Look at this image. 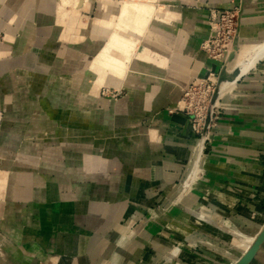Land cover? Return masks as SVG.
I'll use <instances>...</instances> for the list:
<instances>
[{"label":"rangeland","instance_id":"obj_1","mask_svg":"<svg viewBox=\"0 0 264 264\" xmlns=\"http://www.w3.org/2000/svg\"><path fill=\"white\" fill-rule=\"evenodd\" d=\"M105 1L67 0V3L63 0H26L21 8L9 10L11 3L0 0V237L6 238L18 254L30 253L32 264H56L60 256L37 244L36 237L48 229L43 226L48 221L41 216L37 206L46 202L37 201L30 191L44 187L47 179L53 181L46 179L48 172L51 174L54 170L52 172L65 180L66 173L71 171L72 165H76L75 162L81 165L90 155L104 154L105 142L115 139L113 134H117L121 126L119 120L107 126L106 112L110 107L120 109L119 102H124L126 98L143 95L139 88H132L133 95H129L127 80L130 77L135 81L148 79L155 73L157 61L165 62L163 56L150 55L156 52L153 47L164 51L172 49L164 41L165 35H160L159 27L166 29V32L170 29L176 31L175 24L180 21L179 9L198 11L202 0H108L115 7V16L110 28L114 39L107 40L102 35L99 37L92 31L84 30L98 27L100 5ZM245 4L246 0H237L232 8L220 10L221 13L234 9L237 19V34L225 50L219 53L213 48H206L212 27L210 35L200 45V51L216 64L217 69L190 75L179 89L176 103L164 106L160 112L161 117L162 114L164 117L183 115L188 122L187 131L195 139V146L192 158L181 169L177 181L168 191H160L154 201L146 205L141 218L148 223L156 222L159 218L164 222L168 210L176 208V242L169 241L166 221L160 237L151 234L150 243L144 245L135 264H232L245 249L240 237L250 236L260 227L258 218L240 224L231 220L239 234H230L216 224H198L196 218L192 217L187 231H184L188 221L182 218L186 212V199L199 192L203 200H196L192 210L189 209L190 213L203 212L215 223L229 220L220 217V202L215 192L206 187V181L219 182L217 174L220 165L216 168L214 162L220 159L221 125L229 115L240 116L238 110L253 107L249 98L257 99L264 95V61L259 62L247 76L239 78L232 88L220 94L226 72L250 47L264 40L243 38L240 28ZM218 12L210 9L211 20ZM53 27L57 30L54 40H49L47 31L39 32ZM29 36L33 39L26 43L24 38ZM76 36L94 37V46L86 54L90 62L81 60L76 65H64L63 62L66 63L72 54L75 55L72 61H80L86 53L80 42L71 39ZM66 37H70V40ZM184 38L189 40L190 36L187 34ZM121 42L124 43L123 47L120 46ZM26 44L27 48L21 47ZM146 45L151 47L147 55L144 53ZM101 46L108 54V66L99 61L105 55ZM100 48L101 54L93 58ZM31 53L37 54L42 72L24 65L23 59ZM142 53L144 56H141ZM188 59L194 60V57L190 55ZM119 65L124 67L122 72L112 71ZM63 68L73 69L72 72L79 69L81 72L72 73ZM113 76L115 81L107 82ZM135 81H128V84L133 85ZM136 106L133 108L136 109ZM133 110L129 108L128 112ZM152 114L149 112L141 121L130 123L131 133L121 136V140L117 136L116 140L131 138L141 141L144 135L146 141L142 142L143 146L159 148L164 144V136L157 124L159 121L152 119ZM197 142L201 144L198 146ZM60 147L64 149V155L58 152ZM104 157L93 174L105 171L106 163L112 161ZM62 162L67 163L66 167L56 171L55 167H61ZM76 167L80 169V166ZM55 174L52 177L55 178ZM22 175H30L28 183H18V178H26ZM67 184L61 186L62 192L71 189ZM182 187L183 194L170 201ZM20 189L25 192L24 197L16 196L15 191ZM215 189L220 191V187ZM75 190L78 194L81 192L78 187ZM70 194L74 193L70 191ZM70 194L73 197L71 200L76 199V195ZM31 196L34 198L27 199ZM25 206L32 210V214L24 221L14 223L9 216V207L18 211L22 209V212ZM12 230L17 232L16 239L9 235ZM49 231L56 236L55 230ZM158 239L170 250L164 252L152 244ZM26 245H32V249L26 248ZM1 262H4L3 257ZM18 262L27 264L25 260ZM254 264H264V253Z\"/></svg>","mask_w":264,"mask_h":264},{"label":"crops","instance_id":"obj_2","mask_svg":"<svg viewBox=\"0 0 264 264\" xmlns=\"http://www.w3.org/2000/svg\"><path fill=\"white\" fill-rule=\"evenodd\" d=\"M5 2L11 3L10 10L21 8L26 0ZM236 2L237 0H202L198 11L179 9L180 21L175 24L176 31L170 29L166 32V29L159 27L160 35H165L164 41L172 49L164 51L153 47L154 51L166 59L164 65L161 62L154 65L156 71L148 79L135 81L130 77V80H127L129 95H133L132 88L141 89L143 95L126 98L124 102H119L120 109L110 107V112H106L107 126L114 120L121 121L117 130L119 132L113 134L116 138L118 136L119 140L121 136L131 133L127 123L139 122L147 113H153L152 119L159 121L157 124L164 136V144L159 148L137 144L133 153L135 165L132 170L125 168L123 160L116 154L106 156L112 161L110 164L106 163L102 173L84 172L77 178L70 175L66 177L69 187L71 186L67 192L60 189L62 185H66L64 178L52 172L54 170L51 174L47 173L46 179H53L59 193L49 204L35 205L39 208L41 216L48 221L43 225L48 229L40 232L36 240L37 244L48 252H57L60 257L56 264H135L144 245L150 243L151 234L160 237L159 233L166 221L170 233L169 241L176 242V208L168 210L164 217L165 223L160 218L152 223L141 220L146 205L154 201L160 191H168L177 181L181 169L192 158L195 146V139L188 133V122L183 115L164 117L162 114L161 117L160 112L164 106L176 103L179 89L185 85L190 75L217 69L216 64L210 62L200 51L201 43L211 33L210 9H229ZM240 32L244 39L264 38V0H246ZM187 34L190 36L189 40L184 38ZM190 55L194 60L188 59ZM136 76L135 74L134 77ZM128 81L135 82L129 85ZM249 101L253 103V107L238 110L240 116L229 115L227 121L221 125L220 159L214 162L216 168L220 165L217 174L219 182L212 183L207 180L206 187L215 192L217 201L220 202V217H226L229 222L232 220L235 224L247 221L249 223L250 220L258 218L261 227L264 224V95L257 99L249 98ZM135 105L142 111L128 112V109ZM152 132L154 131L150 133ZM141 140L146 141L144 135ZM60 149L57 151L64 155V149ZM60 165L61 167H55L56 171L65 168L67 163L62 162ZM53 173L55 178L52 177ZM114 175H121V181L110 184L107 179ZM47 181L49 184L50 181ZM76 187L81 190L79 194L75 190ZM216 187H220V191L216 190ZM70 191L79 196L71 201L62 199L63 196L69 197ZM47 196L46 193V199ZM175 196L176 194L170 201L174 200ZM33 198L31 196L27 199ZM198 199L203 200L199 192L187 198L184 203L185 211L192 210L193 203ZM23 209L25 210L21 212L22 209L18 211L9 207V216L14 223L24 221V218L32 214V210L27 206ZM16 212L22 215V220L15 215ZM233 222L231 223L235 226ZM187 224L189 221L185 223L184 231L189 227ZM49 230H55L56 236ZM9 235L16 239L17 232L12 230ZM156 241L152 243L156 247L164 252L170 250L168 246L161 244L159 239ZM25 247L32 249V245ZM17 259L22 262L25 260L27 264L34 263L28 252L19 254Z\"/></svg>","mask_w":264,"mask_h":264},{"label":"bare ground","instance_id":"obj_3","mask_svg":"<svg viewBox=\"0 0 264 264\" xmlns=\"http://www.w3.org/2000/svg\"><path fill=\"white\" fill-rule=\"evenodd\" d=\"M63 1H66L67 0H63ZM70 2V1H69ZM67 2V3H69ZM63 4H65L64 2H62ZM66 3V4H67ZM61 4V3H60ZM65 6V5H64ZM61 7V5H60ZM63 7V6H62ZM74 7V6H73ZM61 9V8H60ZM100 11H101V17L100 19L98 20V27L97 28H94L92 30H90L89 28L86 29L84 28V30H88L89 33H91V31L95 34V35H102L105 37V39H114V37L111 35L112 32L110 31V28L112 27V25L114 24L112 22V18L115 16V7L107 0L105 2H103L101 5H100ZM59 22V21H58ZM59 24V23H58ZM62 27V26H61ZM46 32L47 31V34H48V37H49V40H54V33L57 31L54 27L51 28V29H46L45 31L43 30H39V32ZM51 33V34H50ZM50 34V35H49ZM101 36V37H102ZM94 37H85V36H76V38H73L71 37V39L75 40L76 43L77 42H80L83 46H81V48L85 49L86 53L85 55L80 59V61H72L71 58L73 56H75L74 54H72L70 57V59H67L68 61L63 62L64 65L68 64V65H76V64H79L80 62L82 61H85L90 62V59H87V56L86 54L90 51L91 48H93V44H92V40H93ZM33 37L29 36V37H25L24 38V41L26 43L29 42V40H32ZM67 40H70V37H66ZM102 39V38H101ZM27 45H22L21 47L22 48H27ZM121 47L124 46V43L121 42L120 44ZM119 46V47H120ZM80 48V49H81ZM101 48H103V46H101ZM101 48L97 51V53H95V55L93 56V58H96V56L98 54H101ZM150 46L149 45H146L145 46V55H147V52H149L150 50ZM245 48V47H244ZM79 49V48H78ZM115 50H117V48L115 47L114 48ZM96 51V50H95ZM245 51V50H244ZM102 52L105 54L102 58H100V63H102L103 65L105 66H108L110 63H109V60H108V54L106 53L105 49L103 48ZM244 53V52H243ZM152 57L155 56H160L161 58V54H159L158 52H153L150 54ZM101 56V55H100ZM141 56H144V54L142 53ZM37 54H29L26 56V58L23 59V63L24 65L26 66H31L33 68H35L36 70L42 72V67L41 66H38V65H41L39 64V60L37 59ZM86 57V59H85ZM71 60V61H69ZM82 60V61H81ZM162 60V59H161ZM44 61V60H43ZM264 61V40L261 44L259 45H254L252 47H250L243 55L242 57L237 61V63L235 64V66L228 70L226 72V76H225V80L223 82V85L222 88H221V91H220V94L221 93H224L225 90L227 89H230L232 88L235 84H236V81L241 78V77H245L247 76L251 70H253L256 65L259 63V62H263ZM92 62H93V59H92ZM157 62H161V63H165L163 61H157ZM42 63V62H41ZM48 63V62H46ZM57 63V62H56ZM53 63L49 64L48 65H52ZM260 64V63H259ZM123 66H115V68L112 69V71H118V72H122L124 69ZM64 71H68V72H72L73 69H70V68H63ZM79 70V69H78ZM73 71L72 73H80L81 71ZM44 72V71H43ZM84 72V71H83ZM115 81V77H111L108 79L107 82H111V81ZM134 108L131 107L130 110H133ZM129 110V109H128ZM134 112H138L140 113L142 111L141 108H139V106L137 105L136 106V109L133 110ZM132 111V112H133ZM129 124L128 127L131 125L130 122L127 123ZM127 126V125H126ZM124 139V138H123ZM69 140H72V138H70ZM204 140V139H203ZM139 141V142H138ZM136 141L131 139V138H126L124 139L123 141H119V140H116L115 139H111V140H107L105 143V148H104V154H97L95 153L93 156H88L86 157L81 165L78 164V162H75L76 165H72L70 167L71 171L66 173L65 175V182L66 184L68 183L66 180L69 175L70 176H73V177H80L81 174H83L84 172H90V173H93V171L97 170L98 169V166H99V163L104 160V156H110V155H113V154H116L118 157H120L123 162H124V165H125V168H129V169H134V165H135V161H134V157H133V153L136 151L135 150V147L137 146V143L139 145L142 144L143 140H138ZM201 141V140H200ZM203 142V141H202ZM198 146L199 144H201V142H197ZM203 144V143H202ZM197 146V145H196ZM197 146V147H198ZM140 147V146H139ZM142 147V146H141ZM140 147V148H141ZM137 149V148H136ZM199 149V147H198ZM141 151V150H140ZM141 153V152H140ZM104 155V156H102ZM202 156V155H201ZM62 156H60L59 158H61ZM140 158V157H139ZM197 158V157H196ZM195 158V159H196ZM112 160V159H111ZM197 161V160H196ZM198 162V161H197ZM129 164H132V166H129ZM76 166H80V169ZM200 168V167H199ZM193 171V170H192ZM112 172V171H111ZM120 172V171H119ZM127 173V172H126ZM193 173V172H192ZM199 174V173H198ZM22 176H25L26 178L24 177H21V178H18V183H28L29 180H30V175H22ZM126 176V175H125ZM193 177V175H192ZM197 177V176H196ZM199 177V175H198ZM121 178L122 176L121 175H114V176H109L108 177V181L110 184H116L118 182L121 181ZM189 178V177H188ZM187 178V179H188ZM195 179V178H194ZM188 182V181H187ZM48 183H46V185L44 187H42L41 189H38V190H33L32 192L30 191V195H34V197H36L37 201H45L46 203L45 204H49L52 200L53 197H57V194L59 193V190H58V187L56 184H53V181L50 182L48 185ZM95 185V184H94ZM182 185V184H181ZM186 185V184H185ZM99 186H101L99 184ZM195 186V185H194ZM185 187V186H184ZM182 187L180 189V191L177 192L176 197L180 196L183 190ZM96 188V187H95ZM192 189V188H191ZM185 190V189H184ZM187 190V189H186ZM61 191V190H60ZM81 191V190H80ZM94 191V190H93ZM189 191V189H188ZM95 192V191H94ZM46 193L48 194L47 196V199H46ZM15 194L16 196L18 195V197H24L25 196V192H23V190H16L15 191ZM70 195H73V194H70ZM78 196H76L77 198ZM71 198H73L72 196H63L62 199L66 200V201H71ZM179 198V197H178ZM177 198V199H178ZM73 206V205H72ZM68 208V207H67ZM122 208H124V206H122ZM69 209V208H68ZM204 209V208H203ZM191 211H186L184 212V214L182 215V218L185 220V221H190L192 217H195L196 218V221L198 222V224H201V223H207L209 225H213V224H216L217 226L223 228L224 230L227 229V231L230 233V234H239V232L236 230L235 226L229 222V221H219L217 223L213 222V220L209 217H207L205 214H203V212H199V211H195V212H192L190 213ZM16 216H19V220H22L21 219V216L18 215V213L15 214ZM215 217V216H214ZM222 218V217H221ZM220 218V220H221ZM193 221V220H192ZM195 221V220H194ZM202 225V224H201ZM264 227V224H262V226L260 227V229L256 232H254L252 235L248 236V235H243L241 236V243L242 245L244 246V251L242 252L241 256L248 250V248H250V246L253 244L254 240L256 239L257 235L259 234V232L262 230V228ZM214 232V231H213ZM0 259L1 257H3V260L4 262H2L1 264H20L18 261V257H19V254L17 252L14 251V248L12 247V245H10V243L7 241L6 238H3V237H0ZM241 256L235 260L232 264H235L240 258Z\"/></svg>","mask_w":264,"mask_h":264},{"label":"built area","instance_id":"obj_4","mask_svg":"<svg viewBox=\"0 0 264 264\" xmlns=\"http://www.w3.org/2000/svg\"><path fill=\"white\" fill-rule=\"evenodd\" d=\"M212 34L206 48H213L220 53L234 40L237 34V19L234 9L214 14L211 20ZM220 57V55L218 56Z\"/></svg>","mask_w":264,"mask_h":264},{"label":"water","instance_id":"obj_5","mask_svg":"<svg viewBox=\"0 0 264 264\" xmlns=\"http://www.w3.org/2000/svg\"><path fill=\"white\" fill-rule=\"evenodd\" d=\"M264 253V227L257 235L253 244L241 256L235 264H254L255 261Z\"/></svg>","mask_w":264,"mask_h":264}]
</instances>
